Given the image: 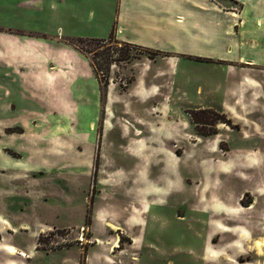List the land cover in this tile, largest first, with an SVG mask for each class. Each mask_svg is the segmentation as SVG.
Here are the masks:
<instances>
[{
	"label": "rangeland",
	"instance_id": "obj_1",
	"mask_svg": "<svg viewBox=\"0 0 264 264\" xmlns=\"http://www.w3.org/2000/svg\"><path fill=\"white\" fill-rule=\"evenodd\" d=\"M0 264H264V0H0Z\"/></svg>",
	"mask_w": 264,
	"mask_h": 264
},
{
	"label": "trees",
	"instance_id": "obj_2",
	"mask_svg": "<svg viewBox=\"0 0 264 264\" xmlns=\"http://www.w3.org/2000/svg\"><path fill=\"white\" fill-rule=\"evenodd\" d=\"M80 38H78L76 41H79ZM108 42L110 41H113L116 45L117 44H120L122 45L121 48L119 49H123V47H131L130 44H126V43H119L117 42L116 40H114L111 36V34L108 36L107 38ZM100 43H103L104 41L103 40H99ZM70 45L74 46V43L73 42H70L69 43ZM77 52H84L81 48L79 47H73ZM142 51H145V52H150L148 49H141ZM132 59V57L129 55V53L125 50L124 52H121L119 55H118V58L117 59H108L109 61L113 62L114 64L118 63V62H121V61H124V62H128ZM88 65L89 67L91 68L92 70V73L95 77V80L97 83H100L102 82L101 78H105V74L102 72V70L98 69L97 67V64L95 63V59H89L88 60ZM222 123H225L227 125H229L228 123V120H225L223 121Z\"/></svg>",
	"mask_w": 264,
	"mask_h": 264
},
{
	"label": "crops",
	"instance_id": "obj_3",
	"mask_svg": "<svg viewBox=\"0 0 264 264\" xmlns=\"http://www.w3.org/2000/svg\"><path fill=\"white\" fill-rule=\"evenodd\" d=\"M28 50V49H27ZM76 52V51H75ZM25 57V61H26V64H28V65H30V66H35L36 65V63H37V61H38V58H37V56L35 55V54H29L28 55V57H26V55L24 56V53H22L20 56H19V59L21 58H24ZM61 79V78H60ZM61 81H63L62 79H61ZM246 92H248V91H246Z\"/></svg>",
	"mask_w": 264,
	"mask_h": 264
},
{
	"label": "bare ground",
	"instance_id": "obj_4",
	"mask_svg": "<svg viewBox=\"0 0 264 264\" xmlns=\"http://www.w3.org/2000/svg\"><path fill=\"white\" fill-rule=\"evenodd\" d=\"M98 243H99V242H98ZM116 244H117V243H115V245H116ZM253 247H254V249H256V251L260 252V249H261V247H262V244H261V242L256 241ZM8 255H9V256H12V255H13V251H12V249H8ZM259 255H260V256H263L261 253H260Z\"/></svg>",
	"mask_w": 264,
	"mask_h": 264
}]
</instances>
